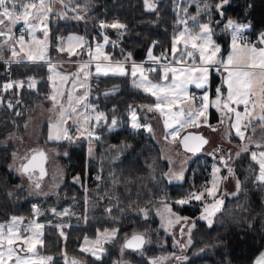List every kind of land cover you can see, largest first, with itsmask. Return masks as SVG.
I'll use <instances>...</instances> for the list:
<instances>
[{
  "label": "trees",
  "instance_id": "16d2710c",
  "mask_svg": "<svg viewBox=\"0 0 264 264\" xmlns=\"http://www.w3.org/2000/svg\"><path fill=\"white\" fill-rule=\"evenodd\" d=\"M88 2L90 9L85 20L55 16L51 21L52 54H55L53 46L59 37L77 31L89 40L100 38L103 36V30L99 27L100 21L112 22L117 16L120 22L127 25V29L122 30L121 35L118 30L105 28V33L115 44L114 47L108 44V48L114 51L116 57L124 58L130 53L133 59L143 60L153 42H156L155 50L158 53L170 49L173 35L182 27L177 25L179 9L175 6V0H159L158 15L147 11L143 0ZM205 2L213 5L217 0H196L188 6V11L195 13L198 10L197 4H200V21H209L208 13L202 10ZM184 4L182 2L181 7ZM72 15L69 10L68 16ZM224 18L249 23L251 27L248 30L258 36L264 32V0H229L224 7ZM217 20H221V17L217 15L215 8H211L213 36L221 43L224 52L229 47L231 37L223 30L224 20H221L220 25L215 23ZM7 60L6 57L0 58V86L8 80L24 81V86L19 89L14 87L7 92L0 88V97L4 98V103L0 104L1 222L10 221L12 216L29 220L34 215L33 204L48 206L57 199L55 196L31 197L20 177L9 166L14 151L9 135H25L28 108L37 101L46 99L51 92L48 79L49 61L17 63L14 59L7 69ZM94 78L98 84L92 91L91 100L107 114L108 122L95 126L94 135L88 136V139L85 134L76 136L72 141H51L48 139L46 126L43 132L45 143L60 152L59 159L65 168V179L59 189L58 198L69 201L77 196L81 216L86 213L87 217L84 226L74 227L73 232L77 234L69 238L67 248L70 243L77 245L79 236L83 235V239L94 237L98 234L97 229L102 232L104 229L117 228V240L107 242L108 250L103 259L93 262L114 264L113 258L118 255L119 246L125 244V235L128 234V238L139 231L147 233L148 228L157 226L155 208L164 204L163 201L171 204L177 212L193 217L195 222L192 231L193 243L185 253L189 256L184 264H253L264 250V187L255 179L258 166L250 160L249 154L243 153L235 158L232 169L241 182L240 190L234 195L225 194L226 203L216 212L213 224L209 227L206 221L200 219L204 203L192 201L183 206L173 203L191 190V169L184 180L171 181L167 175L171 167L170 161L163 155L153 131L149 133L145 128L131 127V108L142 103L152 104L154 98L135 87L130 76L109 75ZM30 80L36 81L33 88L28 87ZM222 81L223 75L213 71L211 90L214 98L217 87H221L222 92L225 91ZM8 101L14 107L8 108ZM210 113L212 122L220 119L215 107L210 109ZM112 118L118 121L115 127H110ZM205 153H197L193 159V170L195 167L199 168L198 172L193 171V191L209 187L211 165L209 158L205 157L206 161H203ZM223 173L227 174L225 168ZM77 177L79 181L76 180ZM81 182L88 185V190L82 188ZM86 192L87 202L84 197ZM220 199L224 200L223 197ZM108 208H111L110 214L106 211ZM141 209L147 211V219ZM57 233L58 231L53 235L52 230L45 232L43 248L44 252L51 254L55 264H64L56 256V253L64 251L63 244L58 245ZM151 243L147 248L144 245L140 251L127 249V257L138 264H150L148 255L173 250L172 238L163 230L155 229Z\"/></svg>",
  "mask_w": 264,
  "mask_h": 264
},
{
  "label": "snow or ice",
  "instance_id": "6c2138e0",
  "mask_svg": "<svg viewBox=\"0 0 264 264\" xmlns=\"http://www.w3.org/2000/svg\"><path fill=\"white\" fill-rule=\"evenodd\" d=\"M184 2L187 6H191L188 0H175L177 12V25H182V28L177 31L172 37L171 48L161 52L159 56L153 55L150 48L148 59L153 62L152 65L145 68L143 64H137L130 59L129 53L124 61H117L115 64L108 63L102 67L101 64V48L102 45L97 44L95 55L93 56L92 45L86 41L84 37L79 35H68L66 38L59 37L53 50L59 54H65L66 62H74L72 57L79 58L82 55L89 57L87 62L78 64V71L74 73H61L56 71L55 64H49V72L52 73L48 77L52 81L51 94L46 96V99L52 102L53 109H57L56 120L49 125L48 139L51 141L75 139L74 135L70 134V129L67 127L69 120L72 121L73 129L71 131L80 135L89 137L94 135V127L100 126L101 123L108 122V117L103 111H98L88 103L90 94L89 77L93 75L91 69L94 67V74L107 77L113 76H130L133 78V85L142 88L146 93L155 97L152 105L144 106L147 111H159L164 116V125L167 129L165 138L169 137L172 140L180 139L184 148L195 154L201 151L203 145L208 143L202 135L185 134L181 137V132L189 127L200 126L201 120L206 122L208 119L209 107L213 106L217 111L222 113L221 123L224 119L229 121V128L234 130V135L241 141H245L240 145V151L236 153L239 157L243 153H248L250 160L258 166V174L255 176L257 183L264 187V137L260 140H255L252 136L246 137V132L251 129L255 133L259 127L264 132V32L259 33L255 42L249 41L243 34L244 31L251 27L249 23L236 22L231 18H224V7L229 3V0H217L213 5L204 3L203 11L208 13L209 22H201L197 16H190L187 13V6L181 7ZM60 3L65 10L64 19H73L78 21L85 20V17L90 9L88 0H0V47L4 44H9L12 57L18 56V51L15 48L19 44L21 49L25 46L24 31H21L18 36L14 32V27L22 23L24 30L29 31L32 37L34 46H38L34 53L30 47L26 54L28 61H45L50 60L47 49L49 48V31L46 23L53 15H59L53 12V5ZM159 0H143L145 9L149 12L157 13V4ZM200 10V4H197ZM211 8L216 9V13L224 20L223 30L231 34V51L226 57H220L221 47L213 40L214 29L211 26ZM73 15L68 16V11ZM193 23L189 25L188 21ZM221 20L215 21L217 25L221 24ZM35 21V22H33ZM40 25H43V39L36 38L37 31H40ZM101 29L111 28L121 32L127 29V25L120 22L118 19L111 23L101 21L99 24ZM16 36L15 39L13 37ZM104 44L109 43V37L103 36ZM153 42L152 47H155ZM178 45L182 47L178 48ZM113 46L115 44L113 43ZM179 52L177 56L176 53ZM104 61H109L110 57L103 55ZM95 61V63H93ZM162 61H169L163 63ZM17 63L21 61L17 60ZM219 72L224 76L222 83L226 85V93L222 92L221 87L215 89V98L210 101L208 92L210 90L209 78L211 72ZM147 73V74H146ZM149 74L155 76L156 79H150ZM58 78L59 83L55 82ZM36 81L30 80L28 87L33 88ZM70 83L71 90H66V85ZM24 81L8 82L0 86L4 92H7L14 87L23 88ZM190 86L195 89L203 90V93L196 96L189 91ZM78 88H84L82 93H78ZM107 95V93H105ZM4 103V98L0 97V104ZM8 108L14 107L11 101L7 102ZM242 108V110H241ZM118 121L112 118L110 127H115ZM131 127L138 129L141 127L151 133L152 128L148 124H141L135 110L131 111ZM215 130V129H213ZM231 135V133H230ZM255 149V150H251ZM222 149L217 148L209 155H217ZM15 159V154H14ZM26 162H22L17 169L21 175H27L31 180L36 169H39V177L33 181L36 194H42L41 180L46 175L45 169L42 167V162L46 159V154L43 150H35L33 154L22 158ZM231 159V153H226L220 156L224 168L229 175H234L233 169L229 167L227 161ZM221 172L220 167H213V181L211 187H202L198 191H189L182 198L176 199L173 203L176 205H187L192 201H200L205 204L203 214L200 219L207 222L209 227L213 224V216L220 210L223 204L222 199L215 198L218 189V179L216 174ZM172 177L176 180L183 179L184 170L181 168L178 172L172 173ZM99 179V176L97 177ZM220 179H223L221 177ZM79 181V178H76ZM237 189H240V181L237 179ZM213 197V203H206L205 196ZM164 203V213L166 214L167 225L171 227L175 223L181 221L187 222L188 217H182L172 212L168 203ZM34 211L38 214L39 208L33 206ZM56 213L55 209H51ZM110 214L111 208L106 209ZM68 210L65 209L57 215H65ZM144 218L147 219V211L141 209ZM24 224L23 218L18 216L10 217L7 223H0V264H49L53 260L51 256H37L35 249L37 244H42L41 239L43 233V224L37 223L35 220L24 225L23 230L21 225ZM194 226V225H193ZM62 227V226H61ZM23 231V234H22ZM118 229L113 228L111 231L104 229L100 232L97 229L98 237L95 240L89 241L85 238V244L93 245L92 248H82L81 251L88 252L96 260L102 258L105 251L103 244L114 239L118 234ZM61 236L64 233L61 231ZM180 234L184 235V228H180ZM189 239L186 244L174 246L181 249L191 245V229H189ZM125 244L120 249V255L123 256L125 249L140 251L144 244L145 238L143 234L133 233L130 239L125 236ZM21 253H25L21 255ZM27 253L35 256L32 259ZM169 259H175L179 264H184L188 258L186 256H176L174 253L167 256H160L151 260V264H165ZM71 264H80L79 261L73 259ZM114 264H127L123 259L114 261ZM255 264H264V254H262Z\"/></svg>",
  "mask_w": 264,
  "mask_h": 264
},
{
  "label": "rangeland",
  "instance_id": "374dc122",
  "mask_svg": "<svg viewBox=\"0 0 264 264\" xmlns=\"http://www.w3.org/2000/svg\"><path fill=\"white\" fill-rule=\"evenodd\" d=\"M193 1L195 2L196 0H188V3L191 4ZM184 5H185L184 7L187 6L186 3ZM64 11L65 10L62 8V5L60 3H55L53 5V12L59 14V15H53V16L63 17ZM187 13L190 16H197V19L200 20V16H199L200 11L199 10H197L195 13H193V12L190 13L188 11V6H187ZM50 18L46 22L48 24V31H49V48L47 49L49 56H50V60H48L49 64H55L56 65V71L61 72V73L77 72L78 71V64L84 63L83 61H79L77 63L66 62L65 54L57 55L56 52H55V54L51 53V45H52L51 30H52V28H50L51 25L49 26ZM190 21H188V22H190ZM33 22H35V21H33ZM201 22H209V21H201ZM192 23L193 22L191 21V23H189V25H192ZM15 27H14V32H15L16 36H18L19 35L18 30L21 27L24 29V26L21 23V25L18 27L17 31L15 30ZM43 28H44V26L40 25L41 30L37 31V33H36V38L38 40L43 39ZM181 28L182 27H180L177 31H179ZM26 32L27 33L25 35V46H24V48L21 49L19 44L15 45V48L17 49V51L19 53L18 56L12 57L11 51H10L9 46H8L9 44H11V41H9L8 44H4L3 47H0V58L6 57L7 59H18V60L22 59L20 61H28L26 59L27 51L31 47L33 52L35 53L37 51L38 46L33 45L32 37L29 34V31H26ZM74 32H76V31H74ZM102 33H103V36L107 35L104 31H102ZM68 35H79V36L84 37V39L86 41L90 42L92 45L93 56L95 55L96 45L97 44L102 45V48H101L102 58L100 61L102 64V67L108 63L115 64L117 61H124L125 60V57L120 58V57L115 56V53H113L108 48L109 43L104 44L103 36H101L100 38L94 37V39L89 40L84 34L78 32V33H66L64 36H61V37L66 38ZM16 36H14L13 39H15ZM3 39H4L3 37H0V41H3ZM213 40L217 43V41L214 39V36H213ZM109 42H110V39H109ZM152 45H153V43L150 45V47L147 51V54L151 48L153 55L159 56L161 54L162 50L160 53H158L157 50H155V47H152ZM179 47H182V45H178V48ZM221 48H222V45H221ZM166 50H170V49H165V50H163V52ZM147 54L143 60H135L132 57H130V59L132 61L136 62L137 64H143V66L145 68H147L153 64V62L148 59ZM103 55L109 56L110 60L104 61ZM176 55L178 56L179 52H177ZM74 59H78V58L77 57L71 58L72 61ZM84 59H87V61H88L89 57L86 55L84 57ZM162 62H169V61H162ZM93 63H95V61ZM91 71L93 72V75L89 77L90 94H89L87 102L90 103L92 105V107L96 108L98 111H103L102 109H100L97 106L96 102L92 101L90 98L92 95L91 94L92 78H94V76L97 77L94 74V72H95L94 67L91 69ZM50 75H52V73L49 72L48 77ZM99 77H101V76H99ZM149 78L150 79H156L155 76H152L150 74H149ZM223 78H224V76H223ZM54 79H55L56 83H59L58 78L54 77ZM132 81H133V78H132ZM50 85H51V91H52V81H50ZM191 87L192 86H190L189 91H190ZM66 90L67 91L71 90L70 83L68 85H66ZM84 90H85L84 88H78L77 92L82 93ZM197 91L200 93H203V91H201V90H197ZM50 94H51V92H50ZM209 97H210V95H209ZM153 98L155 101V97H153ZM142 104L144 107L146 105H152L153 103L152 104L142 103ZM209 109H210V107H209ZM132 110L136 111L139 123H141L142 125L148 124L151 126L152 131L155 135V138L161 146V150H162L163 155L170 161L171 167H170V170L167 174L169 179L171 181H182L185 179L186 173H188V171L191 169V174L189 176V180L191 183V190L190 191H193V184H192L193 171H196V172L199 171L198 167H195L193 170V159L195 158V156L198 152L195 154H187L182 149L179 138H177L175 141L172 140L171 137H169L168 139L165 138L166 133H167V129L165 128V125H164V119L165 118H164V116H162L159 113V111H147L146 108L144 107L143 113L141 114V111L139 112L138 109L136 108V106H133L131 108L130 114H129L130 124H131V111ZM56 115H57V109H53L52 102L48 99L39 100L34 105H32L31 107L28 108L25 135L22 137H18L16 134H10L9 135V139L12 140L13 144H14V151L12 152V159L10 161L9 166L20 177V181H21L22 185L26 186V188L28 189V194L31 197H37V198H41V197L48 198L50 196L51 197H53V196L57 197V199L55 201H52L48 206H44L43 204H39V203L33 204L37 208H39V213L37 214L33 209V211H34L33 217L29 220L23 218L24 224L21 225V229L23 230L24 225L28 224L32 220H35L37 223L44 225L43 229L41 230L43 233V235L41 237L43 243H44V238H45L44 233L49 228V230H52L53 235H55V232L58 231V233L56 234V236H58V240L63 239V240H65L64 243L67 244L69 238H73L74 235L77 234L76 232H73L74 231L73 223H81V222L85 223L87 217H86V213L83 215V217L81 216L80 207L78 206L77 196H73L72 199L69 201H62L61 198H58L59 189H60V187H61V185L65 179V168L61 164V161L59 159L60 152L56 148L49 147L45 143V140L43 139L44 134L42 135V131L44 132L45 126L48 127V130H49V125L56 120ZM208 115H209V111H208ZM208 118H209V116H208ZM207 123H208V119L206 122H204L203 118H202L200 125L207 124ZM67 127L70 129L71 135H74L75 137L76 136H82L78 133L71 131L74 127L71 120L68 121ZM141 128H144V127H141ZM138 129H140V128H138ZM192 130H193V127H189L187 129H185L184 131L181 132V134H180L181 137L183 135H185L187 132H190ZM204 133H205L206 139L208 140V143L204 147V150H202L200 153L206 152L204 155L203 161H206V158L210 159L209 163L211 165V170H210L209 187H211L212 181H213V167L216 166V167L221 168V172L216 174L219 183H218V189H217L216 194H215V198L220 199L221 197H223V199H224L223 204L220 206V208H222L223 205L226 203V200H227L225 194L234 195V194L238 193L240 189L239 190L237 189V183H236V181H237V179H239V177H237L235 174L229 175L228 173L227 174L223 173L224 166L220 160V156H221L222 152H223V155L226 153H231V159H229L227 161V163H228L229 167L232 168V165L235 162V158L237 157L236 153L238 151H240L239 146L242 145L243 143H245L246 140H245V142L240 143L239 140L236 139L232 135V137L234 139V142L232 143L233 145H228L232 149L230 150V149H227L226 147H223L222 148L223 151L221 153H217V155L213 156V155H209V153H212L215 149L220 148L216 144V142H217V140L222 141V139L218 138L214 133H211L209 130H207V133L206 132H204ZM227 133H228V130H224L222 132V134L225 135L226 138L230 141ZM252 135H254V133L252 131H250V129H249L246 132V137L252 136ZM252 138H253V136H252ZM259 138L258 139L254 138V139L260 140ZM67 141H69V140H67ZM237 142H239V143H237ZM235 146H236V148H235ZM42 149L45 150L46 155H47V158H46V175L41 180V189L39 191L42 194L37 195L36 190L34 189V185H33V181H35V180H33V179L30 180L27 175H21L17 171V169L19 168V166L22 162H25L22 159L23 157H25V156L29 157L35 150H42ZM251 150H255V149H251ZM14 154H15V159H14ZM181 168H183V170H184L183 179H181V180L174 179L171 174L178 172ZM221 177H223V179H220ZM81 186L84 190H88V185L85 182H83V183L81 182ZM240 187H241V182H240ZM219 193H221V194L218 195ZM87 195L88 194L86 192L85 196H84L86 199L85 202H87ZM205 202L206 203H213L214 199H213V197H208L206 195L205 196ZM169 205L171 207L172 212H174L177 215L182 216V217H188V216H185V215L177 212L176 210H174L173 206L171 204H169ZM204 207H205V204H204L203 208ZM51 209H55L56 213H61L65 209H67L68 212L65 215H57L56 213H53L51 211ZM162 213H164V204L155 208V219L157 221V226H155L154 228H148L149 231H147V233L144 231H139V232H142L146 235L145 247L147 248L150 244H152L151 239L153 238V233L155 232V229H157L158 231L163 230L166 234L171 236L172 243H173V250L172 251H161L158 254L148 255L149 257L147 259L150 262V264H151V260L154 258H157L160 256H167V255H170L173 253L176 256H178V255L179 256L180 255L185 256L186 255V257L188 258L189 255H187L185 253H187V251L189 250L190 246L193 243L192 231H193V228L195 226V222L193 220V217H188L189 220L187 222L181 221V222L175 223L171 227H169L167 225V221H166V214H164L165 218H162V215H161ZM214 216H213V221H214ZM19 217H21V216H19ZM0 223H7V222H1L0 221ZM48 223H50V225ZM181 227L184 228V235L183 236L180 234V228ZM189 229H191V241H192L191 245L186 247V248H183V249L174 246L177 243L179 245H184L187 243V241L189 239V235H188ZM108 230L111 231L112 229H108ZM61 231L64 233L63 236H61V234H60ZM22 234H23V231H22ZM117 236L114 239L110 240L109 242L116 241ZM125 236H128V234ZM125 236H124V238H125ZM97 237H98V234H97V236H94V237H85V238H87L89 241H92V240L97 239ZM43 243L36 245V249H35L36 255L37 256H51V254L44 252ZM92 247H93V245H91V244H85V248H92ZM121 247H122V245L119 246L118 255L114 256L113 262L117 261L119 259H123L125 262H127V264H138L134 260L127 257V255H126L127 249H125V251L123 252V256H121L120 255ZM73 249H76V245L71 244V243H70L68 248L67 247L63 248L64 252H67V253L72 252ZM103 249L105 251L103 252L102 257L106 254V252L108 250L106 243L103 244ZM24 254L25 253H21V255H24ZM262 254H264V252H262L258 257H256L253 264H255V261ZM27 255L32 257V259L36 258L35 256H32L31 253H27ZM108 257H109V255L107 254V258ZM84 259L90 260L89 258H85V257H84ZM93 259L96 260L94 257H93ZM101 259H103V258H101ZM96 261H98V260H96ZM174 262H178V261H176L175 259H169L165 262V264H173ZM89 264H94V263L90 260ZM178 264H179V262H178Z\"/></svg>",
  "mask_w": 264,
  "mask_h": 264
},
{
  "label": "crops",
  "instance_id": "0c3cea01",
  "mask_svg": "<svg viewBox=\"0 0 264 264\" xmlns=\"http://www.w3.org/2000/svg\"><path fill=\"white\" fill-rule=\"evenodd\" d=\"M51 28V27H50ZM246 30H248V29H246ZM105 32V31H104ZM69 33H78L77 31L76 32H74V31H71V32H69ZM229 33V35H230V37H231V34H230V32H228ZM215 39V38H214ZM216 40V39H215ZM217 41V40H216ZM217 44H219L220 45V47H221V44L217 41ZM221 50H222V48H221ZM231 51V39H230V44H229V47H228V49L226 50V51H224L223 52V50H222V52H220L219 54H218V56H220V57H226V55L229 53ZM113 53H114V51H112ZM58 55V54H57ZM86 56V54L85 55H82V56H80L78 59H74L73 61H74V63H77V62H79V61H83V62H87V59H84V57ZM46 61H48V60H46ZM73 63V64H74ZM163 63H168V62H163ZM211 75H212V72L210 73V78H209V84H210V90H209V92H208V95H210V101L211 100H214V97L212 96V90H211ZM227 74L226 73H224L223 74V76H226ZM224 85V84H223ZM94 87H95V85H93L92 84V90H91V94H92V91H93V89H94ZM224 89H225V93H226V85H224ZM140 89H142V88H140ZM195 89V87L194 86H192L191 87V89H190V91L191 90H194ZM201 90V89H200ZM136 108L138 109V111L140 112L141 111V114L143 113V110H144V107H143V104H140L139 106H136ZM213 108V106H210V109H212ZM210 109H209V118H208V123L207 124H202V125H200V126H198L197 128L198 129H200V130H205V128L207 127V130H209L211 133H214L218 138H220V139H222V141H220V140H217V142H216V144L222 149L223 147H226L227 149H232V148H230L228 145H233L232 143L234 142V139H233V137H232V135L236 138V139H238L239 140V142L240 143H243V142H245V141H241L238 137H236L235 135H234V130L233 129H230L229 128V121L227 120V119H224V122L223 123H221V119H222V113L221 112H219V114H220V119L218 120V121H214V122H212L211 121V113H210ZM241 110H242V108H241ZM193 128H196V127H193ZM47 129H48V127H47ZM213 129H215V130H213ZM224 130H228V136H229V139H230V141L226 138V136L225 135H223L222 134V132L224 131ZM49 131V130H48ZM250 131H251V129H250ZM230 133H231V135H230ZM42 135H43V131H42ZM253 136V139L254 138H256V139H258L259 137V139H261V137H264V132H262L261 130H260V128L259 127H257L256 128V131H255V133H254V135H252ZM239 142H237V143H239ZM236 143V144H237ZM212 144V143H211ZM235 148H236V146H235ZM262 252H264V250L262 251ZM261 252V253H262ZM260 253V254H261ZM259 254V255H260ZM258 255V256H259ZM257 256V257H258Z\"/></svg>",
  "mask_w": 264,
  "mask_h": 264
},
{
  "label": "flooded vegetation",
  "instance_id": "af4514ba",
  "mask_svg": "<svg viewBox=\"0 0 264 264\" xmlns=\"http://www.w3.org/2000/svg\"><path fill=\"white\" fill-rule=\"evenodd\" d=\"M68 14H69V12H68ZM54 18H55V16H52V17L50 18L49 26H50L51 21H52ZM20 25H21V23L16 25V27H15V30H16V31H17V29H18V27H19ZM85 223H86V222H85ZM85 223H83V222H81V223H73V225H74V227H76V225H77V226H84ZM48 224L50 225V223H48ZM48 231H49V228H48ZM44 234H45V233H44ZM180 237H181V236H180ZM69 240H70V239H69ZM69 240H68V241H69ZM76 241H77V245H76V249H73L74 252L67 253V252L62 251V252L56 253V256L60 257V258H61L60 260H62L64 264H71V261H72L73 259L79 261L80 264H89V263H90V260H91L92 262H95V260L93 259V256H91L88 252H83V251H81L82 248H85V243H84L85 239H83V235H82V236H79V238H77ZM64 242H65V240H63V239L58 240V245H59L60 243H62V244H63V246H62L63 248H64V247H67V244L64 243ZM74 245H75V244H74ZM111 252H114V251L111 250ZM84 257H85V258H89L90 260L84 259ZM95 263H96V262H95ZM49 264H55V262L52 260L51 262H49ZM58 264H59V263H58ZM173 264H176V263L174 262Z\"/></svg>",
  "mask_w": 264,
  "mask_h": 264
},
{
  "label": "water",
  "instance_id": "95a60500",
  "mask_svg": "<svg viewBox=\"0 0 264 264\" xmlns=\"http://www.w3.org/2000/svg\"><path fill=\"white\" fill-rule=\"evenodd\" d=\"M188 133H191V134H193V135H202L203 136V133L202 132H200V131H195V130H192V131H190V132H187L186 134H188ZM204 137V136H203ZM205 138V137H204ZM180 144H181V147H182V149L187 153V154H193V153H191V152H189V151H187L185 148H184V146H183V144L180 142ZM204 146L205 145H203V147H202V149L204 148ZM202 149H201V151H202ZM43 150V149H42ZM44 152H45V150H43ZM201 151H199V152H201ZM198 152V153H199ZM33 154V153H32ZM31 154V155H32ZM45 154H46V152H45ZM30 155V156H31ZM29 156V157H30ZM46 158H47V155H46ZM26 162V161H25ZM42 167L45 169V171H46V159L42 162ZM38 177H39V169L37 168L36 169V171H35V173L33 174V176H32V179L33 180H37L38 179ZM136 234H143V233H140V232H138V233H136ZM133 235V234H132ZM131 235V236H132ZM144 235V234H143ZM131 236L130 237H128V239H130L131 238ZM144 238H145V241H146V236L144 235ZM126 242V241H125ZM146 243V242H145ZM145 245V244H144Z\"/></svg>",
  "mask_w": 264,
  "mask_h": 264
},
{
  "label": "built area",
  "instance_id": "2783aa9c",
  "mask_svg": "<svg viewBox=\"0 0 264 264\" xmlns=\"http://www.w3.org/2000/svg\"><path fill=\"white\" fill-rule=\"evenodd\" d=\"M116 19H118L117 16L114 18V20H116ZM114 20H113V21H114ZM101 21H105V22H107V23H111V21H108V20H101ZM101 21H100V22H101ZM113 21H112V22H113ZM21 31H24V36H25V35H26V31H25L24 29H20V30L18 31V34H19ZM243 34L248 38L249 41H252V42H255V41L257 40V37H258V36L253 35V33H251V32L248 31V30H245ZM10 62H11V61H9V62L7 63V69L10 68ZM8 82H10V81H7L6 83H8ZM92 83H93V85H96L98 82H97V80L94 79V80L92 81ZM191 92L194 93L196 96H199V95L202 94V93H200V92H198V91H191Z\"/></svg>",
  "mask_w": 264,
  "mask_h": 264
}]
</instances>
